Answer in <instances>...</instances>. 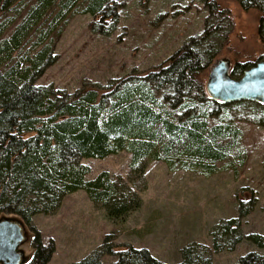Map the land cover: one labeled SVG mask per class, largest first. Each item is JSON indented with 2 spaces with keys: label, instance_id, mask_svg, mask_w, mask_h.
Segmentation results:
<instances>
[{
  "label": "trees",
  "instance_id": "1",
  "mask_svg": "<svg viewBox=\"0 0 264 264\" xmlns=\"http://www.w3.org/2000/svg\"><path fill=\"white\" fill-rule=\"evenodd\" d=\"M203 1L199 33L153 69L131 72L99 93L93 87L67 92L36 80L55 60L53 36L70 16L89 14L97 25L107 20L99 29L108 34L118 20V0H0V217L16 215L34 230L33 253L22 264L48 260L51 243L41 241L31 218L53 213L66 194L82 189L108 218L123 219L141 204L146 161L210 175L243 155L240 122L264 125V104L221 102L205 90L202 70L227 43L232 20L214 0ZM234 1L257 10L255 31L264 41V0ZM251 64L235 60L230 76L238 78ZM120 150L129 153L124 175L102 169L86 178L89 167L81 158ZM253 205V198L239 200L235 215L210 226V247L191 241L176 263L157 259L145 247L114 250L107 234L71 264H102L105 254L115 255L110 264H212L211 250H232L242 239L263 251H248L234 264H264V233L241 228Z\"/></svg>",
  "mask_w": 264,
  "mask_h": 264
},
{
  "label": "rangeland",
  "instance_id": "2",
  "mask_svg": "<svg viewBox=\"0 0 264 264\" xmlns=\"http://www.w3.org/2000/svg\"><path fill=\"white\" fill-rule=\"evenodd\" d=\"M118 20L110 33L107 23L97 25L89 14H74L53 36L55 60L36 80L71 92L78 88L107 90L131 72L145 73L163 62L190 35L199 33L206 13L203 0H118ZM226 8L232 20L227 43L213 59L264 60V41L256 35L258 12L242 9L234 0H214ZM95 23V24H94ZM212 61V62H213ZM211 65V64H210ZM210 65L202 70L205 83ZM243 155L232 157L219 171L203 175L188 169H169L160 160L146 161L139 191L141 204L123 219L111 220L84 190L62 199L50 214H35L31 224L52 251L45 264H71L96 248L109 235L113 249L126 245L145 247L165 263L180 260V248L191 242L210 247L209 228L219 219L236 214L237 202L254 199L251 211L242 217V232L264 233V125L239 123ZM243 161H240V160ZM89 167L86 178L105 169L124 175L129 153L120 150L102 158H81ZM25 230L20 245L24 260L31 257L34 230L16 215ZM248 251L262 252L254 243L240 240L232 250L209 252L212 264H234ZM105 254L102 264H110Z\"/></svg>",
  "mask_w": 264,
  "mask_h": 264
},
{
  "label": "water",
  "instance_id": "3",
  "mask_svg": "<svg viewBox=\"0 0 264 264\" xmlns=\"http://www.w3.org/2000/svg\"><path fill=\"white\" fill-rule=\"evenodd\" d=\"M229 68L225 57L211 63L204 83L208 96L221 102L245 99L264 104V60L253 62L238 78L230 76ZM24 239V226L19 220L0 217V264H22L20 245Z\"/></svg>",
  "mask_w": 264,
  "mask_h": 264
}]
</instances>
